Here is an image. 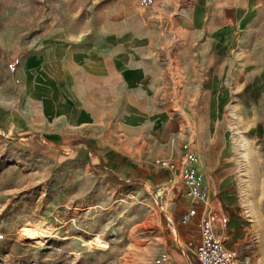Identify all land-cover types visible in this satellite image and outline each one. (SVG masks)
Listing matches in <instances>:
<instances>
[{"label":"crops","instance_id":"obj_1","mask_svg":"<svg viewBox=\"0 0 264 264\" xmlns=\"http://www.w3.org/2000/svg\"><path fill=\"white\" fill-rule=\"evenodd\" d=\"M257 14L256 0H194L191 59L181 49L159 63L129 33L36 44L21 62L17 107L0 122L96 175L182 179L176 230L187 236L178 219L190 208L212 213L236 264H264V56L243 55ZM236 100L242 110L229 108ZM231 113L246 122L230 130Z\"/></svg>","mask_w":264,"mask_h":264},{"label":"rangeland","instance_id":"obj_2","mask_svg":"<svg viewBox=\"0 0 264 264\" xmlns=\"http://www.w3.org/2000/svg\"><path fill=\"white\" fill-rule=\"evenodd\" d=\"M193 2L0 0V110L10 117L16 109L22 59L39 43L129 33L159 63L177 59L181 49L194 58L187 37ZM256 8L243 55L263 57L264 0ZM233 107L244 106L236 100ZM245 122L224 117L230 130ZM6 123L0 122V264H198L188 236L174 226L182 179L173 175L166 187L96 175L71 155L21 139Z\"/></svg>","mask_w":264,"mask_h":264},{"label":"built area","instance_id":"obj_3","mask_svg":"<svg viewBox=\"0 0 264 264\" xmlns=\"http://www.w3.org/2000/svg\"><path fill=\"white\" fill-rule=\"evenodd\" d=\"M161 168L176 171L171 163H160ZM215 215L208 213L198 215L195 208H190L179 218V223L187 228V243L198 264H236V255L223 245L222 239L216 235Z\"/></svg>","mask_w":264,"mask_h":264},{"label":"bare ground","instance_id":"obj_4","mask_svg":"<svg viewBox=\"0 0 264 264\" xmlns=\"http://www.w3.org/2000/svg\"><path fill=\"white\" fill-rule=\"evenodd\" d=\"M39 230H40V229H39ZM39 232H40V231H39ZM33 233H34V232H33ZM35 233H37V232L35 231ZM28 234H29V233H28ZM41 234H42V233H41ZM33 236H34V234H33ZM33 236H32V237H33ZM35 236H36V235H35ZM35 236H34V237H35ZM37 236H38V235H37ZM98 242H99V240H98ZM98 244H99V243H98Z\"/></svg>","mask_w":264,"mask_h":264}]
</instances>
